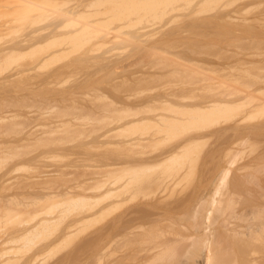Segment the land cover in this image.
I'll list each match as a JSON object with an SVG mask.
<instances>
[{"label": "bare ground", "instance_id": "obj_1", "mask_svg": "<svg viewBox=\"0 0 264 264\" xmlns=\"http://www.w3.org/2000/svg\"><path fill=\"white\" fill-rule=\"evenodd\" d=\"M6 1L28 13L34 12L39 17L30 18L32 22L28 19L31 24L28 23V20V22H24L23 19H13V21H19H14L15 23L12 20H5L0 23V31L9 38L3 40L0 37L3 40L0 43V185H6L5 182H10L9 187H7L10 191L0 196V221L3 219L8 221L4 222L6 225L3 222L0 225V264L3 262L41 264L45 260L46 253H51V246L57 244L55 243L56 237L62 234L63 229H66L63 234H67L70 228L95 218L96 216H92L98 212L103 214V264H264V181L254 177L234 178L233 165L236 155L220 166L214 176L197 181L187 180V173L192 172L193 169L187 172L188 162L185 154L190 153L191 144L197 142V136L202 133L200 129L192 130L188 137L179 138L174 134L171 136L172 144L165 149L157 145H148L152 143L155 137L167 134L169 129L175 125L172 123L173 121L181 119L197 122L201 119L212 118V115L226 116V112L232 108L231 105L234 102L243 101V104L248 102V107L255 106L260 111L264 110V87L246 89L249 85H245L246 88L240 87L242 83L240 86L234 85L224 79V76L218 75V77L212 72V74L206 72L207 69L198 66L180 52L153 44L139 58L158 57L164 59L165 62H172L177 66L181 65V68L184 67L186 70L198 71V73L206 75V77L202 75L205 79L219 81L222 87L223 85L231 86L232 91L228 93V88L227 95L223 93L226 97L217 96L219 93L216 91V95L213 94L212 97L205 100L202 111L194 113L188 111L189 105L187 103L181 104L174 98L161 97L162 104L160 103V105L156 103L153 105L152 102L154 101L151 98L142 100L145 102L142 109L149 114H145L143 117L133 116L125 123L128 128L135 127L137 130H142L135 131V133L130 132L129 134L132 135L128 138L129 143L137 142V145L139 143L142 146L145 143V146H148L146 150H139L144 151L143 155L139 152L141 155L138 156H142L141 160L123 162L119 166L116 164L117 168L113 166L111 171L98 170L91 179L66 183L60 188L59 186L53 188V185L49 187L50 184L46 186L47 180L48 183H51L47 177L44 183L43 177L40 181L37 177L36 182H32L35 181V178L30 181V176L27 177L21 172L26 171L25 168L29 167L31 163L33 165L35 162L38 164L45 163L48 162V159L51 161L55 156H61V154V157L65 155L64 158H67L62 163L70 158L66 157L70 150L63 149V153H61L62 149H60V151L58 150L60 155L58 153L55 155L56 152H54L58 147L63 148V145L57 147L59 145L57 142L60 140L57 141L59 137L57 139L55 136L57 132L64 131V126L59 128L61 126L58 127L55 123L50 125L47 123V125L46 122H43V120L48 122L50 119L46 116H51V111L50 113L46 112L47 107L45 106L47 104H40L46 99L45 96L39 97L41 92L38 80L43 75L41 66L44 65L42 63L46 61V57L48 55L54 56L61 50L68 49L71 45L74 46L77 44V39L82 36L115 44L119 43L118 45L123 44L124 46H132L140 39L128 29L108 23L98 17L83 15L74 9L64 8L48 0ZM262 2L264 3V0H137L133 4L118 3L117 9L122 14L145 24L168 23L169 29L172 31H168L171 32L169 34L171 36L180 31L184 32L186 29L187 33L191 32L188 28L198 26L201 28L198 27L197 30H205L202 27H217L220 24L218 17L217 20H214L199 15L205 6L217 8L224 13H220L223 18L229 17L232 20H239V18L245 17V12L252 5ZM230 9L233 13L227 14ZM192 25L194 26L191 27ZM208 30L215 32L216 29ZM217 30L216 33L221 32V30ZM253 30L256 31L255 28ZM241 32H234V34L246 35ZM12 33L17 34L13 36ZM192 51L189 50V53L205 55L203 51H194V53ZM87 56L86 54L84 57L89 61L90 58ZM85 58L82 54L72 57L73 62H70L71 65L68 63L70 67L67 69L71 68L76 63L75 61L85 62ZM134 60L136 61V59ZM134 60L128 64H132ZM57 65L53 66L54 69H49V73L47 70L45 71L49 74L47 78H49L50 73L58 74L55 71H58L61 65L56 69ZM63 67L65 68V66ZM63 67L61 68L64 69ZM42 68L45 69L44 66ZM52 70L55 71L51 72ZM51 85L53 84L51 83ZM218 86L220 87V84ZM53 87L55 86H51L52 89ZM219 89L225 92L223 88ZM225 89L227 90V88ZM64 91H61L59 95L64 96L63 93H66ZM69 91L71 92V88ZM71 93L76 95L74 91ZM71 93H66V95H72ZM48 95L46 94V96ZM54 95L56 93L50 96ZM49 99L52 101L51 98ZM54 100L56 101V99ZM86 103L90 104V102ZM91 103L93 105H88V110L93 112L105 110L103 105ZM164 103L165 105H163ZM56 105V108H59L57 115L56 111L53 114L56 115V119H59L63 113L67 115L69 112H74V109H69L70 107L66 109L57 103ZM75 105L79 106L74 104V107ZM82 105L83 103L80 104L81 109L87 108V106ZM53 106L48 105L49 110H52ZM72 106L73 104L71 108H73ZM60 109L63 113L60 111L61 113L58 114ZM118 109L120 110V108ZM77 110L80 109L75 108V112ZM43 116L47 120L43 119ZM225 116L221 117L225 118ZM56 119L54 117V120ZM55 122L60 124L62 121ZM53 126H57L55 128L61 130L55 133L54 130L55 136L49 134L54 128ZM48 129H50L49 132ZM45 131L48 132L49 136L45 135L47 133ZM51 139H55L56 146L53 145L54 141ZM60 139L64 144L67 141L70 144L73 143L71 138H65L67 141H64V137H60ZM41 141H45L42 142L44 145L48 143L47 149H50L49 151L45 149L46 145H43L44 148L42 147ZM25 148L29 152L25 151ZM69 148L71 149V147ZM163 150L167 151L162 152ZM73 151L70 152L73 154ZM82 151H78V153H82ZM71 153L69 156H72ZM85 153V155L89 154L88 152ZM61 157L60 159H62ZM76 158L72 163L78 160ZM60 159L59 161H57L58 159L55 160V162L60 164ZM90 159L88 160L87 157L84 165L88 161L90 162ZM53 160L51 162H54ZM50 161L48 162L49 165ZM72 163L69 164L72 165ZM73 164L76 165V163ZM190 166V168L193 167L192 164ZM38 167L34 165L33 169ZM42 167L47 169L49 173L51 172V168H46L45 165V167L41 166L38 168L39 170L37 169L39 174L41 171L48 173ZM55 168L52 169V172L61 170V168ZM106 172L112 174L109 175L108 173L107 177H103ZM81 174L87 176L86 172L80 173L82 177ZM71 177L70 182L72 179L74 181L78 178L74 179L73 177L71 179ZM63 178L66 177L61 175L57 177L61 181ZM67 180L69 181V179ZM64 181L66 180L64 179ZM40 182L45 184L43 191H37L36 193L39 194L36 195L31 194L27 185L30 183L33 189V185L36 183L40 185ZM62 184L64 183L60 182L58 185ZM1 189L0 193H2ZM34 190L37 189L32 191ZM26 194L30 197H26ZM185 200L189 201L185 202ZM99 215L98 213L97 216ZM70 235L74 234L71 233ZM67 237L69 238V236ZM62 242L59 241L61 244ZM61 244L55 248L57 249ZM47 261L49 262V260ZM43 263L47 264L45 261Z\"/></svg>", "mask_w": 264, "mask_h": 264}, {"label": "rangeland", "instance_id": "obj_2", "mask_svg": "<svg viewBox=\"0 0 264 264\" xmlns=\"http://www.w3.org/2000/svg\"><path fill=\"white\" fill-rule=\"evenodd\" d=\"M48 1L53 4L63 6L64 8L74 9L78 13H81L83 15L89 17H98L108 23L128 29L132 33L137 35L140 40L135 43L137 45L133 44L134 46H124L123 44L118 45L119 43L115 44L95 38H87L82 36L77 39V44H75L74 46L71 45L68 49L66 48L65 50H61L60 52L54 54V56L48 55L46 57V61L42 63L44 65L41 66L43 72L40 69L43 75L38 80V82L40 83L39 90L41 92V96H38H45L46 99H44V101L42 100L43 102H41L40 104H47V106H45L48 109H46V112L50 113L51 111V116L46 117L51 121L48 120L47 122L43 120V122H46V124L48 123L49 125L51 123H55V125H57L58 127L61 126L59 128H62L64 126V131L66 129V132L69 131L67 133H64V131L62 132L60 129L55 128L57 126H53V129L50 128L52 131L49 134H53L54 130V133L58 130L61 131L57 132V135L55 134L56 136L53 134L55 137H57V139L59 137L57 141L60 140V143L56 141L59 144L57 145V147L63 145V148L58 147L56 148V151L54 150L56 154L52 151L55 155H57L60 149H62L61 153H63V149H65L66 151H74L73 154L68 151V156L66 157L70 158H68V160L64 163H62V161H65L67 159L64 158V154L63 157H61L62 154L61 156H55L58 157H54L55 160L58 159L57 161H59L60 157L62 158L60 159V164L57 161L55 162V160H53L54 158L51 159V161L53 160L55 164L54 162H51L50 159H48V162L50 161V165L48 162H45L46 164L44 162L40 164L35 162V164L32 161L35 166H39L40 168L41 166L45 167V165L46 168H51V172L49 173L47 169L42 167L43 170H47L48 173H46L45 171L43 173L41 171V174H39V167L37 168L38 170L36 168L33 169L34 165L31 163L29 167L25 168L26 171L21 172L23 175H27V177L30 176V181H32V178L33 180L35 178V181L32 182H36L37 177L39 181L43 177V183L45 182V180H47V178H49V181L51 183H48L47 180L45 182L46 186L50 184L49 187H52L53 185V188H55L54 186H59L60 188L66 183L68 184L81 180L91 179L96 175L98 170L111 171V168L113 166L117 168V166H119L120 164L122 165L123 162L139 161V159L141 160L142 156L140 157L138 155H141V153L143 155L144 151L139 150H146V147L148 146H145V143H143V146L139 143L137 145V142L129 143L128 138L132 135L129 134L130 132L132 133L133 131L135 133V131L138 132L142 130H137L135 127L128 128L126 127L125 123L129 121V119L133 116L143 117L145 116V114H149V112L142 109V105H145V102H142V100L151 98L154 101L152 102V104L156 103L157 105H160V103L162 102L161 97H170L176 99L181 104L187 103V105H189L187 107L188 111L194 113L202 111V105L204 104L205 100L212 97L211 95L215 94L216 91L217 93H219V95L217 94V96L219 97H226L224 96V94L227 95L226 91H228V88V93L232 91L230 89L232 88L231 86L226 87L225 85H223L222 87V84L219 81L217 82L212 79L209 80L208 78H206V80V75L200 72L198 73V71H192V69L186 70V68L182 66L184 68L183 69L181 68V65L177 66L172 62V64L170 62L168 63V61L165 62L163 61L164 59L158 57H146L143 59L139 58L143 53L147 51L148 47L153 44L159 45L168 50L171 49L176 52H180V54L185 55L186 58L192 60L198 66L203 67V69H207L206 72H212L215 76H224V79H227L234 85L240 86V84L242 83L244 85L241 84L240 87L244 88L249 85V87L247 86L246 89H250V87H264L263 2L252 5L248 9V11L245 12V17L242 19L239 18V20H232L229 17L223 18V16L220 15V13L222 12H220L217 8L205 6L202 12L199 13V15L214 20H217L218 17L220 19V24L218 22L220 26L218 25L217 27L213 28L202 27V29L205 30L199 29V31L197 29L198 27H201L197 24L196 25L198 27H193L195 25L194 24L191 26L193 28H188V30L191 32L187 33L186 29V31L184 32L180 31L181 33L186 32L185 34L179 35L181 33L177 32V36L176 34H172L171 36H169L172 31L169 29L168 23L145 24L141 21H138L137 19H134L133 17L122 14L117 9L118 3L127 2L129 4H133L136 3L137 0ZM232 13V9L227 12V14ZM34 17H39V15H35L34 12L28 13L21 8H17L13 3H10L6 0H0V23L5 20L13 21V19H23L25 22L28 19L30 20V18ZM14 21L17 22L18 20ZM30 21L32 22V20ZM30 21L28 23H30ZM254 28L256 31H252V29ZM208 29H218L221 30V32L216 33V30L214 32ZM249 29L251 30L250 32ZM168 31L171 32L169 33ZM238 31H242L243 35H246L242 36L240 34L241 36H239L238 34H234V32L237 33ZM4 34L2 33V31H0L1 39H9ZM15 34L17 33H12L13 36ZM1 39L0 43L1 41H3ZM40 48L43 47L40 46ZM189 50H193V53L194 51H203L205 52V55L198 53L192 54L189 53ZM80 54H82L83 58H85L87 54V57L90 58L89 61H87V58H85V62L75 61V67H73V65L71 66V68L67 69L72 64L70 62H73L71 60L72 57L74 58V56ZM134 59H136V61ZM131 60H134V62L132 64H128L131 62ZM68 63H70V65ZM55 65H57V68L55 67L56 69H58V66L61 65L59 66V72L57 70H52L51 72L55 71L58 74L52 73L55 74L52 75L50 73V76H48L50 79L47 78V75H49L47 74V72L49 73L51 69H54L53 66ZM43 66L45 69L42 68ZM63 66H65V68ZM61 67H63L64 69H62ZM46 70L47 72H45ZM202 75H205V77ZM233 80L235 83L232 82ZM49 82H51L53 85H51V83L49 84ZM253 83H255L256 85ZM219 84L220 87L218 86ZM251 84L255 86H252ZM48 86L50 87L49 90ZM51 86L55 87H53L52 89ZM70 88L71 92L74 91L76 95L78 94V96H74L73 93L69 91ZM219 88H223L225 92H223L222 89ZM225 88H227V90ZM64 89L67 94L71 93L73 96L63 93L65 94V98H67L63 99L64 96L59 94H61V91L63 92ZM54 90L56 91L54 92ZM57 90L61 91L58 92ZM83 92H85V95L83 94ZM87 92H90L91 94ZM49 93L50 95L56 93V95L50 96L48 95ZM46 94L48 96H46ZM53 97H56L54 98L56 99V101L53 99ZM71 97L74 99H72ZM49 98H51L52 101H50ZM59 100L61 101L59 102ZM55 102L60 107L63 106V108L65 107L66 109H68L69 107V109H74V112L71 110V112L73 113L69 112L66 115L63 113V111H61V108L58 114L61 112L63 114L59 116V119H56L57 111L59 108H56L57 105ZM86 102H90V104H87ZM91 102L98 104L99 106L103 105V108H105V110L101 112H93L92 110H88V105H93ZM81 103H83L82 106H87V108L81 109ZM72 104L73 108H71ZM74 104H77L79 106L77 107L75 105L74 107ZM244 104L243 101L232 103V108L228 112H226V116L221 115L225 116V118L217 115H212V118L201 119L197 122L181 119L173 121L172 123L175 125H173L171 129H169V132L167 134L155 137L152 140V143L148 145H157L161 148L164 147L165 149L170 144H172L171 136H173L174 134V136H178L179 138L188 137V134L192 132V130L200 129L202 130V133L197 136V142L192 143L190 153L188 152L185 154L186 161L188 162L187 172L190 170L192 171L193 169L192 172H188L189 174L187 173V180L191 181L193 179V181H197L203 178L214 176L220 166L227 163L230 158L232 159V157L236 155L235 164L233 165L234 178L240 179V177H254L264 181V123H261L262 121H264V110L260 111L259 108L255 106H252L253 109H250L252 107H248V102H244ZM48 105H54L52 107V110H49L50 106L48 107ZM163 105H165V103ZM41 108L43 107L41 106ZM75 108L80 110H77L78 112H75ZM118 108H120V110ZM253 110L256 111L254 112ZM55 111L56 115L54 116L53 114L55 113ZM46 117L43 116V119H46ZM54 117L56 120H54ZM64 120H66L67 124L66 122H64ZM55 121H62V125H60L61 123L57 124ZM50 129H48V132L50 131ZM46 132L47 131H45V133ZM48 132L44 134L49 136ZM53 135L50 136L54 137ZM60 137H64V141H67V139L71 138V140L73 139V143L70 144V142L67 141L64 144V142H62L61 140L63 138L60 139ZM55 139L51 140L54 141V144L53 142L52 144L56 146ZM42 142L44 143L45 141H41L40 143L43 147L44 144ZM47 145L45 149L49 147H47ZM69 147H71V149ZM27 148H25V151L29 152L30 148L29 150H26ZM84 150H86L85 152L89 153L87 154L88 156L85 155L86 153L84 152ZM78 151H82V153L84 152V155L80 152L78 153ZM166 151L167 150H163L162 152ZM52 152L49 153L52 154ZM70 153L72 156H69ZM82 156H87L88 160L91 158V163L88 161V163H85V166L84 162H86L87 157L84 158ZM75 158L78 159L76 160V162H73L76 163V165L72 163V161H75ZM77 161L80 162L78 163ZM70 162L72 163V165L69 164ZM189 163L193 165L192 168H190L191 164ZM116 164L118 165L116 166ZM56 166L58 167V169L61 168V170L59 169V171H61L60 173L58 170V172H56V170L52 172V169H54ZM34 170H37L38 172L36 171V173H34ZM81 172H86L87 176L86 174H81V177ZM108 173L109 175L112 174L110 172ZM108 173L106 172L105 176L103 177H107ZM58 175H61L62 177L64 176L66 178H63L62 181L58 180ZM77 175H79L80 177ZM70 176H72L71 179L73 177L74 179L76 177L78 178H76V180L74 181L72 179V182H70ZM64 179L66 181H64ZM67 179H69V181ZM54 181L57 182L55 183ZM60 182H63L64 184L58 185L60 184ZM94 182H92V184H94ZM40 183V185H37V183L33 185L34 187L36 186L35 188L33 187V189H37L34 191H32V185L29 183L30 185H27V188H29V192H31V194L33 195L39 194L36 193L37 191L42 192L45 184H43L42 182ZM5 184L10 185V182H5ZM6 185H0V189L2 188V193H0V196L10 191V189H7L9 185ZM2 186L6 188L4 189V187ZM27 196L29 195L26 194V197ZM188 201L189 200H185V202ZM98 213L101 217L97 216ZM98 213L92 216H96L98 218L95 217L96 219H89L88 222H84L83 224H79L73 228H70L69 232L67 231V234H63L66 232V229H63L62 234L56 237L55 243L57 244H53L51 246V253L47 251L50 254L46 253V255L44 256V261L47 264H60V262L61 264H103V214L102 212ZM6 221L7 219H3L2 221H0V225L2 224V222L4 223ZM71 233H73L74 235L71 236ZM67 236H69V238ZM59 241H61L62 244L59 243ZM60 244L61 246L58 247L57 250L55 247L59 246ZM47 260H49V262ZM43 262L41 264H44ZM3 264L19 263L3 262Z\"/></svg>", "mask_w": 264, "mask_h": 264}]
</instances>
